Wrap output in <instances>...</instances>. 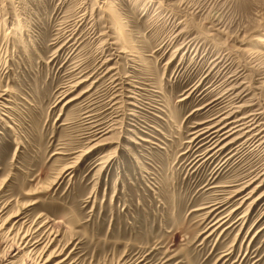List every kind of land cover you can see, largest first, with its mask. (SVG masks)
Masks as SVG:
<instances>
[{
    "label": "rangeland",
    "instance_id": "1",
    "mask_svg": "<svg viewBox=\"0 0 264 264\" xmlns=\"http://www.w3.org/2000/svg\"><path fill=\"white\" fill-rule=\"evenodd\" d=\"M259 37L264 0H0V255L264 264Z\"/></svg>",
    "mask_w": 264,
    "mask_h": 264
},
{
    "label": "bare ground",
    "instance_id": "2",
    "mask_svg": "<svg viewBox=\"0 0 264 264\" xmlns=\"http://www.w3.org/2000/svg\"><path fill=\"white\" fill-rule=\"evenodd\" d=\"M259 40H263L264 41V38H258ZM249 117V116H248ZM247 117V118H248ZM246 118V119H247ZM241 120H244V119H239V120H237V121H232V122H240ZM249 121V122H248ZM248 122V123H247ZM250 122H251V120H247L246 121V124H250ZM240 125L241 124H238V123H236V126H234V127H232L231 128V130H232V133L233 132H236V131H238L236 128L237 127H240ZM251 125V124H250ZM250 125H248V126H250ZM242 128V127H241ZM262 130H264V129H262ZM216 131H214V133H215ZM229 132H231L230 130H228V131H226V133H229ZM256 134H260L259 132L258 133H256ZM248 198V197H247ZM15 216H17V215H15ZM63 223V221L61 220V221H59L57 224H62ZM27 239V238H26ZM25 241V240H24ZM23 242V241H22ZM19 244H20V242H19ZM18 246H20V245H18ZM17 245H15L14 243L9 247V249L8 250H6L4 253L5 254H1L0 255V264H14L15 263V261H16V258L18 257V255L20 254V252L22 251V249L20 248V247H18ZM48 248V247H47ZM44 250V249H43ZM46 251V250H45ZM50 254V253H49ZM40 255V254H39ZM45 256V255H44ZM55 256V255H54ZM41 257V256H40ZM38 258V257H37ZM36 258V259H37ZM42 258V257H41ZM51 259V257H48L46 260H45V262H48L49 260ZM42 260V259H41ZM41 260L39 261V263H37V264H44V263H42L41 262ZM38 261V260H37ZM43 261V260H42Z\"/></svg>",
    "mask_w": 264,
    "mask_h": 264
}]
</instances>
